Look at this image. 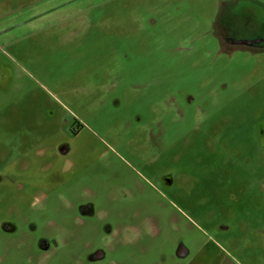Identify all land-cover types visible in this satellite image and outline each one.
<instances>
[{
	"label": "rangeland",
	"instance_id": "1",
	"mask_svg": "<svg viewBox=\"0 0 264 264\" xmlns=\"http://www.w3.org/2000/svg\"><path fill=\"white\" fill-rule=\"evenodd\" d=\"M67 1L0 0V264H264V0Z\"/></svg>",
	"mask_w": 264,
	"mask_h": 264
},
{
	"label": "flooded vegetation",
	"instance_id": "2",
	"mask_svg": "<svg viewBox=\"0 0 264 264\" xmlns=\"http://www.w3.org/2000/svg\"><path fill=\"white\" fill-rule=\"evenodd\" d=\"M76 0H69L67 2H64L62 4L59 5V7L57 8H53L52 10H49V11H53V10H56L60 7H63L67 4H70L72 2H74ZM47 12H44L42 14H38L36 17H40V16H43L45 15ZM32 20V19H31ZM30 21V20H28ZM28 21H24L20 24H16L15 28L28 22ZM220 41L225 45L227 46L229 49H236V48H241V49H244V50H250L252 52L254 51H261V52H264V38H261V37H252V38H245V37H241L239 36L237 33H234L232 32L231 34H227V35H221L220 36ZM193 100V96L191 94L188 95V101H192ZM193 102V101H192ZM191 102V103H192ZM100 250H97L95 252H93V254H91L92 258H95L98 254L102 255V252H100ZM90 257V258H91Z\"/></svg>",
	"mask_w": 264,
	"mask_h": 264
},
{
	"label": "water",
	"instance_id": "3",
	"mask_svg": "<svg viewBox=\"0 0 264 264\" xmlns=\"http://www.w3.org/2000/svg\"><path fill=\"white\" fill-rule=\"evenodd\" d=\"M15 26H16V25H15ZM15 26H11V27H9V28H7V29H5V30L0 31V34L5 33V32H7V31H9V30L15 28ZM100 252H101V251H100ZM100 252H99V253H100ZM100 257H101V255L98 254L95 258H100ZM95 258H94V259H95Z\"/></svg>",
	"mask_w": 264,
	"mask_h": 264
}]
</instances>
